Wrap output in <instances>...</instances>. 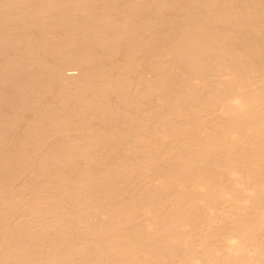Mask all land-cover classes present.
<instances>
[{"label": "bare ground", "instance_id": "6f19581e", "mask_svg": "<svg viewBox=\"0 0 264 264\" xmlns=\"http://www.w3.org/2000/svg\"><path fill=\"white\" fill-rule=\"evenodd\" d=\"M0 264H264V0H0Z\"/></svg>", "mask_w": 264, "mask_h": 264}, {"label": "rangeland", "instance_id": "374dc122", "mask_svg": "<svg viewBox=\"0 0 264 264\" xmlns=\"http://www.w3.org/2000/svg\"><path fill=\"white\" fill-rule=\"evenodd\" d=\"M78 71H75V73H77ZM232 178H235V175H232L231 176ZM253 194V190H251V191H249V192H247V193H245L244 195L245 196H249V195H252ZM229 239V242H230V245H233V244H235L236 242H237V239L234 237H230V238H228ZM215 241H213L212 240V243H214ZM233 251V249L231 250V252Z\"/></svg>", "mask_w": 264, "mask_h": 264}]
</instances>
